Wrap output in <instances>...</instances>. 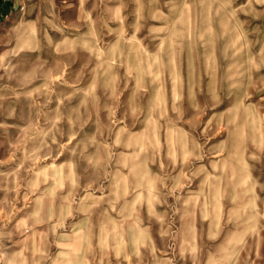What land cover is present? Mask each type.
Returning a JSON list of instances; mask_svg holds the SVG:
<instances>
[{
    "label": "rangeland",
    "instance_id": "obj_1",
    "mask_svg": "<svg viewBox=\"0 0 264 264\" xmlns=\"http://www.w3.org/2000/svg\"><path fill=\"white\" fill-rule=\"evenodd\" d=\"M0 264H264V0H15Z\"/></svg>",
    "mask_w": 264,
    "mask_h": 264
},
{
    "label": "built area",
    "instance_id": "obj_2",
    "mask_svg": "<svg viewBox=\"0 0 264 264\" xmlns=\"http://www.w3.org/2000/svg\"><path fill=\"white\" fill-rule=\"evenodd\" d=\"M15 6V0H0V19L7 15L8 11ZM17 8L23 10L22 2L17 4Z\"/></svg>",
    "mask_w": 264,
    "mask_h": 264
}]
</instances>
